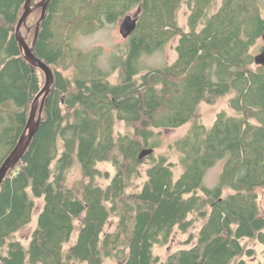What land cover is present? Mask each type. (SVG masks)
Instances as JSON below:
<instances>
[{
    "label": "trees",
    "instance_id": "1",
    "mask_svg": "<svg viewBox=\"0 0 264 264\" xmlns=\"http://www.w3.org/2000/svg\"><path fill=\"white\" fill-rule=\"evenodd\" d=\"M25 2L0 0V166L44 85L15 38ZM215 2L49 0L33 54L51 68L54 84L28 149L0 186V264H157L155 247L177 231L195 243L162 264H248L252 241L264 264V69L254 63L264 17L257 0H221L210 13ZM183 5L185 30L178 24ZM134 8L136 28L110 70L98 65L100 48H71L78 32L104 29ZM40 15L37 9L27 19L29 45ZM173 39L175 60L140 73V58ZM225 96L233 114L219 111L210 126L202 124L199 106ZM186 124L189 131L170 146L179 154L177 176L166 154L138 158L156 147L157 130ZM103 163L111 177L97 168ZM218 163L217 183L203 186ZM36 199L43 208L23 243L17 233L31 223Z\"/></svg>",
    "mask_w": 264,
    "mask_h": 264
},
{
    "label": "rangeland",
    "instance_id": "2",
    "mask_svg": "<svg viewBox=\"0 0 264 264\" xmlns=\"http://www.w3.org/2000/svg\"><path fill=\"white\" fill-rule=\"evenodd\" d=\"M221 0H216L215 5L210 9V13L215 12L218 9ZM257 6L260 10L261 15L264 17V0H257ZM136 8L132 10L129 14L132 18L136 15ZM188 16V11L185 5L182 6L179 14H178V24L181 28L185 30L186 20ZM121 21H118L115 24L108 25L106 28L98 30L92 34H84L82 32H78L74 39L71 42V48L75 52H82L88 53L95 50L101 49V55L98 58V65L103 70H110L111 61L110 58L116 55H122L127 47V40L123 39L119 34V28ZM26 27L22 30L23 36H25ZM176 40L173 39L170 43L164 45L161 49L157 50L156 52L148 55H144L140 58L138 68L140 69V73L146 72V70L162 67L168 64H171L176 58L175 52V45ZM263 43L260 40L259 46L262 48ZM255 52V50H254ZM76 53L72 54L71 62L76 60ZM116 76V72L112 73L110 76V80L114 81ZM230 96H225L220 98L215 104H201L199 106V121L204 124L205 126H210L214 120L215 116L219 111H226L228 114H233V111L229 108L228 101ZM190 124H186L180 128L176 129H167V130H157L155 133V138L153 139L156 143V147L153 148L152 153L150 154L154 158L157 157L159 154H166L169 158V162L173 164V169L175 171V175L177 176L181 173V166L179 164V154L170 146L180 138H182L186 133L189 131ZM119 132H122V127L117 128ZM150 155L146 156L149 157ZM97 168L101 172H108L109 176L111 177L114 173L112 166L108 163H103L97 166ZM145 166L140 167V177L135 181L137 185H141L145 179ZM221 171V163H218L213 168L209 169L206 173V176L203 181V186L207 188H212L216 183L218 176ZM79 176V168L76 166L72 171V178H76ZM97 184H106V180L102 178H98L96 181ZM264 192L262 190L259 191V203H262V196ZM43 208V199H36L35 200V208L33 211V216L31 223L28 224L26 227L21 229L17 233V238L23 243H26L32 233V231L37 226L38 216ZM200 225H195L192 229L191 233H196L199 229ZM112 229V226L110 227ZM74 238V237H73ZM74 240V239H73ZM195 240L189 242L188 235H181L178 231L174 233L170 243L166 246H156L154 249L155 255L158 257L157 264H162L166 257L171 253L183 249L186 247H190L194 245ZM247 247L254 251V256L252 258H245L248 264H257L259 261L262 260V247L258 245L256 242H247ZM107 264H124L122 260H107Z\"/></svg>",
    "mask_w": 264,
    "mask_h": 264
},
{
    "label": "water",
    "instance_id": "3",
    "mask_svg": "<svg viewBox=\"0 0 264 264\" xmlns=\"http://www.w3.org/2000/svg\"><path fill=\"white\" fill-rule=\"evenodd\" d=\"M48 2L49 0H41L39 3L32 5V0H26L23 13L19 18L14 31L15 38L18 42L22 55L31 66L41 71L44 77V85L39 91V93L36 95V97L34 98L33 103L31 104L27 124L16 146L13 148V150L9 153V155L5 158V160L0 166V186L4 178L6 177L7 173L19 162V160L23 157L26 150L28 149L33 139V136L35 135L38 129L44 107L45 98L50 94L51 90L53 89V84H54L53 71L47 64H45L43 61H41L33 54V46L37 38L40 23L44 18ZM37 9H41V15L39 17L38 22L35 25V34L33 41L31 45H29L26 42V37L23 36L22 34V30L26 27V22L29 15L34 10ZM136 24H137V16H135L134 18H132L131 16L125 17L122 20L119 28V34L121 35V37L123 39H127L134 32L136 28ZM261 41L263 43V46L261 48V51L254 56V63L258 66H261L264 69V34L261 38ZM152 151L153 149L151 148L145 149L139 154L138 158L143 159L146 156L150 155Z\"/></svg>",
    "mask_w": 264,
    "mask_h": 264
},
{
    "label": "flooded vegetation",
    "instance_id": "4",
    "mask_svg": "<svg viewBox=\"0 0 264 264\" xmlns=\"http://www.w3.org/2000/svg\"><path fill=\"white\" fill-rule=\"evenodd\" d=\"M131 12H132V11H130L125 17L129 16V14H130ZM138 13H139V9L136 8V14H135V15L138 16ZM125 17H123V19H124ZM123 19H122V20H123ZM121 22H122V21H121Z\"/></svg>",
    "mask_w": 264,
    "mask_h": 264
}]
</instances>
